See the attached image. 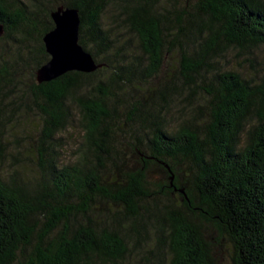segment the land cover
I'll list each match as a JSON object with an SVG mask.
<instances>
[{
	"label": "trees",
	"instance_id": "1",
	"mask_svg": "<svg viewBox=\"0 0 264 264\" xmlns=\"http://www.w3.org/2000/svg\"><path fill=\"white\" fill-rule=\"evenodd\" d=\"M48 2L35 0L28 11L22 0H0L2 39L38 40L30 93L44 117L39 177L0 171V264H216L201 221L232 244V264H264V76L213 71L228 50L264 45V0H195L173 14L161 0ZM110 5L138 37L148 66L128 62L114 26H104ZM59 6L79 9L80 43L101 66L40 83L37 71L51 58L43 38L55 27L51 13ZM168 25L181 46L184 83L202 90L207 104L194 106L193 116L173 130L158 101H138L130 127L123 128L116 103L135 89L134 77L147 82L160 73L171 43ZM6 56L1 46L0 117L11 94L6 88L16 85ZM174 88L161 91L164 102ZM72 97L85 137L79 158L61 164L56 135L71 122ZM204 111L209 120L199 123ZM124 145L137 155L135 165ZM154 166L165 181L155 177Z\"/></svg>",
	"mask_w": 264,
	"mask_h": 264
},
{
	"label": "rangeland",
	"instance_id": "2",
	"mask_svg": "<svg viewBox=\"0 0 264 264\" xmlns=\"http://www.w3.org/2000/svg\"><path fill=\"white\" fill-rule=\"evenodd\" d=\"M29 5L28 11L35 9L33 5L35 0H22ZM45 1V6L50 7L48 0ZM164 7L173 11L180 8L189 9L195 0H161ZM24 4V5H26ZM52 5V4H51ZM163 6L159 11H163ZM44 8V7H43ZM119 10L110 5L103 14L104 26H114V31L118 33V45H124L125 59L128 62L133 61L139 66H148L149 59L143 53L138 37L128 30L122 23L119 15ZM43 13V11H40ZM40 13V14H41ZM42 15V14H41ZM43 20V19H42ZM42 28V24H39ZM167 39L171 41L167 44L168 52L165 54V61L160 73L149 79L142 78L140 75L134 77L135 89L129 94L122 96L121 100L116 103L118 108V117L123 128L130 127L129 117L134 114L137 109V103L142 104L153 103L158 101L157 109L165 116L169 129L175 130L180 122L193 116V107L207 104L206 94L197 87L189 88L184 83V78L181 75V65L184 64L181 59V46L177 42L171 40V33L176 30L172 25H168ZM5 32H0V49H6V57H10L14 68L12 71L16 76V85L12 83L6 91L10 92V96L2 100V112L0 119V171L7 176L9 173L19 171L24 178L33 179L39 177V155L38 146L40 133L44 124V117L39 105L31 96V86L33 82H37L33 77L35 70L34 58L38 56L39 43L34 36L29 41L22 44L19 41L3 40ZM3 38V39H2ZM253 59L251 64L247 59ZM14 59V61H12ZM25 59V60H23ZM17 62L15 63V61ZM232 69L242 73L247 79H256L264 76V45L254 48L251 51L241 53L237 49L228 50L223 56L217 57L216 69L213 71H223ZM108 72H105L106 74ZM208 74L211 76V72ZM177 84L180 90L176 92ZM175 87L169 96V101L164 102L161 96V91L165 88ZM15 91V96H14ZM83 93V91H80ZM67 109L71 115V122L67 127L56 135V145L59 151V161L61 164H69L75 162L80 154L84 143V131L82 129L79 110L73 97L70 98L67 104ZM208 114L204 111L197 115L199 123L208 122ZM136 125V122L133 123ZM123 141L121 135L118 137ZM242 141H245V134L242 136ZM126 157L130 159V164L135 165L138 161L137 155L130 152V148L124 145ZM153 173L158 180L165 181L166 176L158 166H154ZM161 201H167L161 197ZM180 199L176 195L174 203L180 204ZM201 227L213 246L216 264H232L233 248L232 244L224 238H221L217 229L210 223L201 221ZM152 235V234H151ZM96 264H116L102 259H97ZM129 264H148L146 260H141L138 263L131 262Z\"/></svg>",
	"mask_w": 264,
	"mask_h": 264
},
{
	"label": "water",
	"instance_id": "3",
	"mask_svg": "<svg viewBox=\"0 0 264 264\" xmlns=\"http://www.w3.org/2000/svg\"><path fill=\"white\" fill-rule=\"evenodd\" d=\"M55 27L44 35L50 60L37 71L40 83L70 71L90 73L101 65L80 43L81 14L78 8L59 6L51 13ZM3 27L0 25V32Z\"/></svg>",
	"mask_w": 264,
	"mask_h": 264
}]
</instances>
